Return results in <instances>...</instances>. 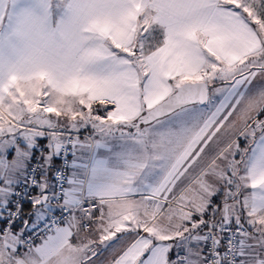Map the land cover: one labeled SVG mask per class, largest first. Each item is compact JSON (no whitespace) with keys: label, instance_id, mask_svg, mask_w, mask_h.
<instances>
[{"label":"snow or ice","instance_id":"1","mask_svg":"<svg viewBox=\"0 0 264 264\" xmlns=\"http://www.w3.org/2000/svg\"><path fill=\"white\" fill-rule=\"evenodd\" d=\"M7 2L0 264H264V0Z\"/></svg>","mask_w":264,"mask_h":264},{"label":"clouds","instance_id":"2","mask_svg":"<svg viewBox=\"0 0 264 264\" xmlns=\"http://www.w3.org/2000/svg\"><path fill=\"white\" fill-rule=\"evenodd\" d=\"M5 8H6V10L8 11V12H11L13 9H12V5H11V0H8V2L6 3V5H5ZM7 24H8V21H7V19L5 18V20H4V25L5 26H7Z\"/></svg>","mask_w":264,"mask_h":264},{"label":"built area","instance_id":"3","mask_svg":"<svg viewBox=\"0 0 264 264\" xmlns=\"http://www.w3.org/2000/svg\"><path fill=\"white\" fill-rule=\"evenodd\" d=\"M71 159V157L69 156V160ZM56 167L61 166V158H57V164L55 165ZM51 174V173H50ZM52 175V174H51ZM35 191V190H33ZM57 214H59V210H57Z\"/></svg>","mask_w":264,"mask_h":264},{"label":"crops","instance_id":"4","mask_svg":"<svg viewBox=\"0 0 264 264\" xmlns=\"http://www.w3.org/2000/svg\"><path fill=\"white\" fill-rule=\"evenodd\" d=\"M90 130L88 129V130H82V132H81V137H83L85 134H87L88 132H89ZM42 143L44 142V141H41ZM56 163H57V161L55 160L54 161V164L56 165Z\"/></svg>","mask_w":264,"mask_h":264},{"label":"trees","instance_id":"5","mask_svg":"<svg viewBox=\"0 0 264 264\" xmlns=\"http://www.w3.org/2000/svg\"><path fill=\"white\" fill-rule=\"evenodd\" d=\"M56 161H57V159H56ZM50 177H51V174H50ZM29 208H30V205L25 204V210L27 211Z\"/></svg>","mask_w":264,"mask_h":264},{"label":"rangeland","instance_id":"6","mask_svg":"<svg viewBox=\"0 0 264 264\" xmlns=\"http://www.w3.org/2000/svg\"><path fill=\"white\" fill-rule=\"evenodd\" d=\"M90 130V129H89ZM242 146H243V142H242Z\"/></svg>","mask_w":264,"mask_h":264}]
</instances>
